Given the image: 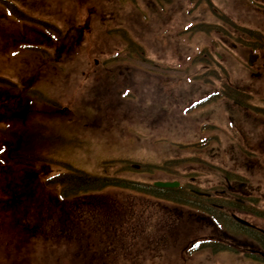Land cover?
<instances>
[{
  "label": "rangeland",
  "instance_id": "374dc122",
  "mask_svg": "<svg viewBox=\"0 0 264 264\" xmlns=\"http://www.w3.org/2000/svg\"><path fill=\"white\" fill-rule=\"evenodd\" d=\"M19 1L23 3L22 19L13 14L7 13L8 16L4 17L0 14V78L25 87L32 85L28 95L29 105L33 108L27 112L23 108L25 113L20 112L10 125L0 123V148L4 143L6 147L10 144L7 148L9 154L21 156L24 153L51 159L54 163L48 165V174L41 175V186L48 175L66 172L65 166H59V162L95 175L116 174L142 185L155 180L175 179L180 180L185 189L188 177L195 176L200 181L194 188L212 194L215 190L226 189L227 184L222 178L225 177L244 183L246 196H238L245 200L244 204L235 205L233 199L229 202L214 195L211 201L227 202L228 206L242 211L241 217L264 227V119L259 116L264 115V74L256 78L243 75L244 55L237 53L232 75H221L227 79H220V84L227 80L230 85L244 87L248 96L245 100L247 111L235 113V108L229 107V101L222 98L216 111L220 122L214 127L206 123L204 131L201 122L180 119L179 122L167 120L148 127V124L134 120L133 101H123L120 97L128 88V98H132L135 85L131 79L125 85L123 77H115L108 83L106 96L97 90L104 80L102 76L96 77L98 86L91 85L92 75L88 73L95 60L101 63L117 50L120 56L128 55L125 51L122 53L117 44L122 32L104 29L88 33L90 31L86 32V27L81 25L85 32L80 44L69 47L64 43L70 39L66 27L83 23L85 8L91 0ZM114 1L104 4L109 11L110 8L116 9ZM237 4L242 6L236 7L237 15L264 23V17L254 10H245L238 0ZM0 8L2 10L1 5ZM45 24L61 29L59 32L57 29L47 30ZM110 32L111 36H108ZM125 34L131 35L129 32ZM48 36L56 41L49 43ZM96 36L101 43H93ZM40 40L43 42L39 44ZM59 48L61 56L53 59L50 55L58 53ZM193 51H196L194 47L188 48L190 55ZM241 52L246 54V49ZM152 54L159 57L155 51H145L146 56ZM175 55V49H166L162 56L164 63L177 65ZM209 66L216 69L214 64ZM203 79L200 81L205 83L204 86L212 89L213 76ZM159 86L169 88L163 83ZM154 87L152 83L150 89ZM15 111L16 106L11 114ZM208 136L211 139L205 144ZM175 139L181 143L168 141ZM20 141L25 145L19 148ZM158 165L166 169L156 168ZM37 183L35 179L31 185L28 179L0 167V264H77L74 254L77 251L92 256L107 255L103 260L105 264H264L251 252L264 238L253 236L232 219L223 225L234 233L235 248L224 252L217 239L218 244H213L216 249L207 246L211 242L205 238L218 232L208 226L202 229V219L198 218L201 216L195 215L192 208L132 195L113 187L105 188L99 195L105 199L115 198L113 208L118 213L125 212V207H134L136 218L114 219L108 225L102 223L101 231L91 219L93 230L88 235L77 240L66 234L59 236L58 231L53 230L55 221L60 223L71 211L60 214L54 209L57 205L48 202L47 198L51 192L55 193L49 191L45 196L42 194L40 204L33 205L31 212L14 218L17 225H7L9 222L4 220L6 213L3 210L10 204L4 201L10 200L11 192L24 191L27 196L29 186L31 195L35 191L38 193ZM160 205L170 211V216L161 213ZM174 215L180 219H175ZM25 222H29L27 225L38 223L42 233L38 228L33 235L37 237L24 241L27 239L25 235L32 233L23 231L21 226ZM70 239H74L73 244Z\"/></svg>",
  "mask_w": 264,
  "mask_h": 264
},
{
  "label": "flooded vegetation",
  "instance_id": "af4514ba",
  "mask_svg": "<svg viewBox=\"0 0 264 264\" xmlns=\"http://www.w3.org/2000/svg\"><path fill=\"white\" fill-rule=\"evenodd\" d=\"M238 1L243 3L245 10L251 12L254 10L256 14L264 17V0ZM108 2L109 0H91L85 8L83 23L66 27L70 39L64 43L69 47H73L75 43L80 44L85 32L81 25L86 27V32L90 31L88 33L104 29L122 32L118 36L120 42L117 41V44L121 46L122 53L125 51L128 55L120 56L117 50L101 63L95 60L94 67L90 68L88 74L92 75L91 85L94 86L99 84L96 77L104 78L97 89L102 96H106L109 90L108 83L114 81L115 77H123L125 80H122V83L125 85L131 79L135 85L132 98H128L130 95L128 88L123 90L120 97L123 101H133L134 120L141 124L155 127L159 122L167 120L179 122L180 119L201 122L202 131L206 123L214 127L220 122V116L216 111L222 97L227 102L230 101L222 94L226 91L229 95L237 93L235 89L221 88L220 84L221 75H232L237 53L245 56L243 75L264 74V23L253 22L250 17L237 15L236 7H242L237 4V0H115L116 9L110 8V11L105 6ZM0 5L2 7L0 12L6 16L24 13L23 3L19 0H3ZM15 8L17 12H14ZM47 27L48 30L57 29L58 32L61 29L56 25L47 24ZM45 32L43 29V35L46 36ZM108 36H111V32ZM49 38V43L53 44L56 41ZM42 42L43 40H40L39 44ZM101 42L98 36L93 40L94 44ZM189 47L196 49L191 55L188 53ZM171 48L175 49L177 54L175 66H168L162 57L165 50ZM243 48L246 49V54L241 52ZM146 50L150 53L155 51L159 57L156 58L153 54L146 56ZM50 56L53 59L60 57L56 52ZM209 64H214L216 69L210 68ZM208 75L214 78L211 83L212 89L205 87V83L200 81ZM152 83L155 87L150 89ZM161 83L169 88L157 87ZM230 102L233 103L235 113L247 111V106L235 99ZM209 138L210 136L207 137L205 144L209 143ZM168 141L181 143L177 139ZM188 178L186 194L195 200L198 197L205 198L210 207L220 209L223 206L219 202L210 201L213 195L229 202L233 199L236 201L235 205L242 206L245 201L241 198L245 197L244 194L247 192L243 183L231 184L227 181L228 178L222 177L227 184L226 189L215 190L212 194L194 188L200 181L195 176ZM234 209L235 213L238 210V214H242L236 207ZM258 228L264 227L256 224V228L250 229L264 235Z\"/></svg>",
  "mask_w": 264,
  "mask_h": 264
},
{
  "label": "trees",
  "instance_id": "16d2710c",
  "mask_svg": "<svg viewBox=\"0 0 264 264\" xmlns=\"http://www.w3.org/2000/svg\"><path fill=\"white\" fill-rule=\"evenodd\" d=\"M26 96L27 93H24V88L10 81L0 79V121L4 120L3 115H5L6 112L12 110L14 107L12 103L22 107V103ZM236 97L239 100L238 95ZM20 112L21 109L12 113V115L10 111V115L18 116ZM8 145L10 146V144ZM22 145H25V143L20 141L18 147L20 148ZM9 146L6 148L4 147L3 152L0 154V167L8 169L14 175H20L21 177L28 179L31 182V185L34 183L35 179L38 181V193L35 191L31 195L29 186L27 187V196H25L24 191L11 192L9 194L10 200L4 201V203L10 204L3 210L6 213H4V220H8L9 224L7 225L9 226L10 224L13 226V223L17 225L14 218L20 214L31 212L33 210V205L38 206L40 204L41 197H43L42 194L45 196V193L49 191H54L55 193L53 195V192H51L50 196L47 198V200L56 203L57 206L54 209L58 210L60 214L71 211L66 218L61 220L60 223L55 221L56 226L53 227V230H57V235L59 236L66 234L67 237H74L75 240L79 239L83 235L91 233L93 230L90 223L91 219L94 221V225L96 224L98 229L101 231V228L103 230L102 223H106L108 225V223L114 219L120 218L121 221H125L136 218L134 215L136 213L134 211V207H125V212L118 213L113 208V204L116 203L115 198L105 199L99 195L105 188L113 187L123 191H129L132 195H144L158 198L168 202H173L178 207L188 203L181 187L157 188L152 184H149L146 185V188L141 186L140 183L124 179L116 174L95 175L79 170L72 165L63 162H59L58 165L61 166L62 164V166H65L64 168L68 171L60 172L57 175L47 178L41 186V175L47 174L49 172L47 168L48 165L54 162L51 159L38 158L32 154L22 153L21 156L9 154L7 153V151H9V149H7ZM126 204L127 203H125V205ZM159 208L163 215L170 216L171 213L165 206L160 205ZM199 209L204 211L205 216H209V218H205L208 220H205L204 226H211L212 222L210 220L214 217V212L207 208V206H199ZM175 217L177 220L180 219V216ZM226 220H230L228 215L224 211H221L219 226H217L218 223L213 225L215 231L218 233L216 236L210 234V238H205L208 242H211V245L207 246H211V248L216 249L213 244H218L219 241L222 244L221 250L224 248V244L228 242L227 234L229 233V230L226 226H224V222L226 223ZM27 223L29 222H25L21 227L23 231L32 233L29 236L25 235L27 239H24V241H29L32 237H37L33 235L36 234V230L40 228L38 223L28 225ZM41 229L42 228H40V233H42ZM214 237L217 238V242H212L213 239L215 241ZM74 239H70V242H74ZM74 254L77 264H105V261L103 260L107 259V255H102L101 253L96 256H92L85 251H77Z\"/></svg>",
  "mask_w": 264,
  "mask_h": 264
},
{
  "label": "water",
  "instance_id": "95a60500",
  "mask_svg": "<svg viewBox=\"0 0 264 264\" xmlns=\"http://www.w3.org/2000/svg\"><path fill=\"white\" fill-rule=\"evenodd\" d=\"M154 185L156 186H159V187H174V186H177L178 185V182L174 181V182H169V181H166V182H163V181H156L154 182ZM234 218L240 222V223H243V224H248V222H246L245 220L237 217V216H234Z\"/></svg>",
  "mask_w": 264,
  "mask_h": 264
}]
</instances>
